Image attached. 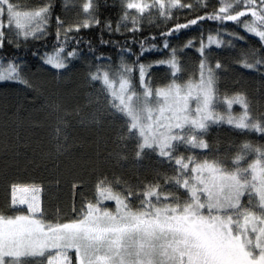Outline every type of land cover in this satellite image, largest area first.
<instances>
[{"label":"trees","instance_id":"1","mask_svg":"<svg viewBox=\"0 0 264 264\" xmlns=\"http://www.w3.org/2000/svg\"><path fill=\"white\" fill-rule=\"evenodd\" d=\"M9 2L22 9L48 7L49 18L45 33L27 40L23 36L17 40L14 27L12 34L7 27L3 29L6 40L0 48V66L6 68L9 63L19 64L21 75L28 83L0 82V215L14 217L27 214L26 208L17 211L12 207V188L16 185L42 187L41 209L44 215L39 217L46 223L78 219L73 211L76 185L97 186L104 181L106 187L123 197L129 190L143 192L149 186L158 185L160 192L173 193L183 201L187 199L186 192L178 188L174 181L185 177L178 176L175 158L193 156L201 163L205 160L219 161L222 167L234 170V161L238 156L244 157L240 161L241 168L248 167L258 158L253 151H242L243 145L249 144L264 151V133L240 130L226 122L229 115L239 117L243 112L239 104H233L229 112L224 101L233 96L215 94L219 101L216 114L224 117L225 122L210 124L206 132L195 133L199 140L209 145L208 149L179 144L171 162L159 157L156 151L144 149L139 155L144 167V182L116 184L112 97L102 81L91 80L98 66L110 71V79H115L113 73L118 72L123 63L133 69L131 83L134 92L141 96L143 88L138 68L142 64L145 66V80L155 93L156 89L165 88L173 82L170 68L159 62L167 61L172 49L176 50L177 57L182 36L196 33L200 47L202 43L208 45L209 37H243V40L236 39L239 65L236 95H243L245 99L254 96L258 93L259 79L264 78V65L259 66V70L247 69L243 61L247 57L248 62H252L249 53L254 50L264 58V46L254 35L246 32L243 23L237 25L232 21L221 23L198 19L218 13L227 4L234 5L229 14L246 11L245 4L236 5V0H179L176 7L171 6L173 0ZM128 3L147 7L141 13L135 8L128 9ZM256 3L259 6V0ZM85 4L90 5L87 11ZM125 16L127 18L122 19ZM133 20H136L135 24ZM192 20H198V23L181 28L178 33L165 35L179 25L190 24ZM245 20L251 22L253 17H241L242 22ZM85 21L90 23V27L65 33L66 29H75ZM2 23L7 26L6 16ZM118 25L119 31H116ZM134 27L137 29L135 32L132 31ZM10 40L14 42L8 43ZM165 41L169 45L167 49L164 48ZM141 44L152 51L141 56ZM60 48L64 49L65 56L67 52L76 53L67 59V67L62 74L44 62L47 55ZM219 50L212 44L205 47L203 56L200 54V60L212 67L215 74ZM250 116L255 121L264 122V105L257 115ZM193 134L188 133L189 136ZM129 203L135 210L140 201L132 198ZM39 257L36 264H46V256Z\"/></svg>","mask_w":264,"mask_h":264},{"label":"snow or ice","instance_id":"2","mask_svg":"<svg viewBox=\"0 0 264 264\" xmlns=\"http://www.w3.org/2000/svg\"><path fill=\"white\" fill-rule=\"evenodd\" d=\"M178 3L179 0H173L171 6L176 7ZM240 4H245L247 10L229 14L234 5L227 4L218 13L198 19L221 23L232 21L237 25L243 23L246 32L254 35L264 46V7H260L264 6V0H259V6L256 0H236V5ZM160 6L163 8V3ZM89 7V4H85V11ZM145 7L138 3L127 4L128 9L135 8L141 13ZM48 14V7L21 13L9 0H0V21L5 16L8 20L7 26L0 22V48L6 40L5 27L9 29V34H12L14 27L17 40L21 36L27 40L30 36L44 34ZM247 15L253 20L242 22L241 17ZM135 23L136 20H133ZM197 23L198 20H192L190 24L179 25L165 35L178 33L181 28ZM81 27H90V23L85 21L75 29H66L65 33L78 32ZM136 30L135 27L132 29L133 32ZM116 31H119V25ZM236 39L243 40V37ZM191 43L189 41L185 47H190ZM222 43V40L209 37L208 45L202 43L199 51L203 56L206 46L215 44L219 47ZM168 47L165 41L164 48ZM127 51L130 53V50ZM150 51L152 49L141 44V56ZM75 55V51H72L65 56L64 49L60 48L54 54L47 55L44 62L56 69H65L67 59ZM249 55L252 62H248L246 57L243 66L259 70V66L264 65V58L259 57L255 50ZM159 63L170 68L173 82L153 93L145 80V66L140 64L138 70L145 103H139L141 97L134 92L130 79L133 69L126 64L122 63L119 71L113 73L119 79L118 91L114 87V80L110 79V71L102 70L103 66L97 67L91 80L102 81L104 88L111 93V107L131 120L129 133L138 130L142 140L140 151H156L159 157L171 162L179 144L208 149L209 145L199 140L195 133L206 132L210 124L225 122V118L213 112L217 102L216 74L203 59L200 78L195 84L175 83L181 71L175 49H172L167 61ZM220 67L217 63L216 68ZM21 71L20 65L14 62L6 68L0 66V82L27 85ZM153 95L160 104L155 110L158 112L155 117L153 108L148 106ZM224 102L229 112L233 104L243 108L239 117H227L229 125L240 130L264 133V122L255 121L249 115V106L243 95H234ZM188 132L194 134L189 136ZM242 151H253L258 158L248 167L241 168L240 161L244 157L238 156L234 161V170L222 167L219 161L205 160L201 163L193 156L175 158L178 176L185 177L174 181L178 188L186 192L187 199L183 201L173 193L160 192L158 185L149 186L143 192L129 190L127 196L122 198L101 181L97 185L96 203L84 205L80 218L64 223H46L38 218V215L43 217L44 213L36 199H17L14 187L12 207L24 211L18 206L26 205L27 214L14 217L0 215V264H6V257L13 258L7 264H21L20 257L44 255L48 250H55L54 254L49 255L48 264H71L68 252L72 250L76 264H264V151L254 149L249 144L243 145ZM139 155L140 152L137 153ZM246 194L247 207L242 203V197ZM132 198L140 201L135 210L129 203ZM105 201L115 202V212L103 206Z\"/></svg>","mask_w":264,"mask_h":264},{"label":"rangeland","instance_id":"3","mask_svg":"<svg viewBox=\"0 0 264 264\" xmlns=\"http://www.w3.org/2000/svg\"><path fill=\"white\" fill-rule=\"evenodd\" d=\"M43 8V7H42ZM39 9H22L16 7L17 11L21 13H31L38 11ZM2 22V21H0ZM45 33V29H44ZM39 36V35H37ZM31 37V36H30ZM222 40L223 43L219 46V55L218 62L221 67L216 68V84H215V94L219 96H234L237 94V78H238V41L231 36H223L218 39ZM191 41L190 47H185L188 42ZM199 36L196 33H191L185 36H182L179 40V48L177 53V60L179 61V67L181 71L177 74V79L175 83L177 84H187L192 82L195 84L199 81L200 78V51L201 48L199 45ZM196 48V49H194ZM53 52L52 54H54ZM51 54V55H52ZM59 73L65 72L64 69H58ZM114 87L116 90H119V79L115 77ZM148 87L149 84L147 83ZM166 88V87H165ZM162 89V88H160ZM131 94V93H129ZM139 96L138 94H136ZM141 99L139 103H145L143 100V95L140 96ZM135 99V98H134ZM155 100V101H153ZM217 100V99H216ZM246 101L249 106V115H257V113L262 109L264 105V78L259 79V89L258 93L254 96H247ZM219 101L217 100L213 112L216 114V107L218 106ZM148 106L153 108L154 117L158 115V112L155 111L160 107V104H157L156 98L151 99L148 102ZM233 106V105H232ZM192 107H195V102H192ZM232 108V107H231ZM112 137H113V159H114V170H115V183L116 184H141L144 182V167L142 162L137 156V153L140 152L139 144L142 143V140L139 138L138 130L129 133V128L131 125V120L125 115L117 112L113 109L112 112ZM189 133V132H188ZM187 133V135H188ZM16 188L15 196L17 199H27L32 200L36 199L40 208H41V196H42V187L38 185L33 186H13ZM13 188H12V200H13ZM27 189V191H23ZM114 193H117L115 190H112ZM97 186L95 185H76L74 187L73 195V211L80 218V212L84 205L88 203H96L97 200ZM122 198H124L121 195ZM254 202L256 198L253 197ZM248 196L247 194L242 197V203L247 207ZM103 206L111 212H115V202L114 201H105ZM19 208H26L25 206H18ZM257 211L256 209H253ZM38 218L39 215H38ZM55 250H48L44 255L36 256H24L20 257L19 260L21 264H31L36 262L41 258L39 256H46V264H48V257L50 254H54ZM68 257L71 260V264H75V253L74 250L68 252ZM13 258L6 257L7 262L11 261Z\"/></svg>","mask_w":264,"mask_h":264}]
</instances>
